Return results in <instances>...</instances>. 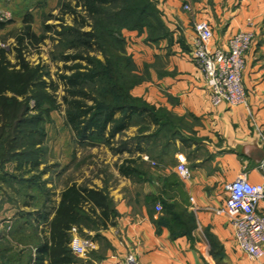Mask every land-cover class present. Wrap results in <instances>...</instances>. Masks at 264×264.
<instances>
[{"label":"crops","instance_id":"obj_1","mask_svg":"<svg viewBox=\"0 0 264 264\" xmlns=\"http://www.w3.org/2000/svg\"><path fill=\"white\" fill-rule=\"evenodd\" d=\"M180 1L164 0L166 24L173 34L168 59L164 57L170 45L163 41L154 50L156 60L151 58L155 68L150 69L149 81L132 91L153 109L148 119L150 130L138 133L135 124L131 127L133 149L115 154L124 155V160L139 159L143 168L138 175H122L123 160L115 170L117 185L105 183L101 175L92 183L74 179L58 186L45 154L42 189L33 197L24 193L20 198L4 197L0 230L8 235L10 227L22 217L21 223L29 232L27 218H37V235L41 238L43 229H47L44 214L60 203L61 193L68 186L77 184L106 190L116 213L108 228L84 231L94 248L86 256H78L82 264H126L128 254H134L142 264H264V258L253 261L237 247L233 228L222 212L227 184L240 176L253 184L264 183V0H194L193 12L186 15L180 11ZM1 10L11 19L16 15L9 8ZM192 17L196 19L194 24L203 20L211 24L212 49L227 50L230 38L239 32L254 34L243 72L246 104L235 108L212 105L205 78L190 57L195 39ZM179 25L182 31L176 30ZM66 144L63 159L60 161L58 154L55 166L59 177L60 170L71 161L72 143ZM74 146L79 145L73 142V152ZM179 163L192 170L191 179L179 177ZM16 166L10 163L0 171L11 192L20 188L21 174L22 178L30 177L19 174ZM158 206L161 211H157ZM259 211L264 214V201ZM53 217L54 213L50 214L49 220ZM75 236L85 238L78 233Z\"/></svg>","mask_w":264,"mask_h":264},{"label":"trees","instance_id":"obj_2","mask_svg":"<svg viewBox=\"0 0 264 264\" xmlns=\"http://www.w3.org/2000/svg\"><path fill=\"white\" fill-rule=\"evenodd\" d=\"M77 2V7H82L88 17L94 19L95 24L90 32L82 31L86 23L83 22L79 24L82 28L65 26L59 33L63 38L60 45L62 50L76 51L72 55L66 52H61L60 55V59L65 63V71L60 75V80L66 92L64 103L67 105V125L73 132L76 145L104 144L115 154L123 153L129 151L130 142L123 139L116 142V137L120 135L122 138L139 121L147 124L145 128L139 125L140 133L148 131V119L152 116L153 109L147 102L132 95L133 89L139 84L136 81L129 83L126 77L120 74L119 66L123 58L119 54H112L108 49L107 35L108 38L114 36V41L124 45L126 41L121 36L122 29L148 26L146 22L152 17H157V12L150 0ZM64 7L73 14H78L71 2ZM29 18H26L25 23L28 26L20 41L23 48H26L28 43L38 44L44 38L32 31ZM5 26L6 24L0 23V31ZM48 29L51 30L52 27L46 26L45 30ZM167 36L168 30L165 29L164 35L153 41L159 42ZM91 52L105 53V62L99 60L96 54L91 55ZM125 61H128L129 68L131 59L125 58ZM70 62L73 63L71 66L68 65ZM11 66L6 51L0 49V85L11 91L19 84L22 88L14 89V92L24 97L22 104H17L13 98L3 97L0 100V167L4 169L8 164L14 163L19 174L24 172L28 175L42 164L46 153L45 132L42 127L48 121L44 120L46 117L43 112L30 116L29 101L36 102L37 110L42 109L43 103L53 102L52 96L46 92L50 86L43 80L45 74L41 72L42 67L34 68L24 64L22 68L25 73L23 72L22 76L21 72H16L15 69L11 71ZM16 74L18 76H15ZM131 141L133 142V138ZM117 143L119 146H116ZM139 168V159L130 158L120 166V172L124 176L134 177L138 175ZM20 177V188L15 190L18 194L24 193L29 197L30 190L36 192L42 189L44 183L41 182L40 176L33 175L25 179L21 174ZM52 213L54 217L49 220ZM44 216L47 229H43L41 238L37 235L40 227L37 218L35 221L27 218L28 225L31 223L29 232L24 229L25 224L21 223L24 218L21 217L17 224L10 227L8 235L6 231L0 235L2 242L10 238L9 241L19 245L18 250L14 252L10 247L1 249L0 264L13 262L14 255L6 258L10 251L18 256V264H82L83 260L75 255L71 248L74 238L72 230L76 229L79 235L85 237V230L106 229L113 224L116 213L106 190L72 184L61 193L60 203L54 206L52 211L47 210Z\"/></svg>","mask_w":264,"mask_h":264},{"label":"rangeland","instance_id":"obj_3","mask_svg":"<svg viewBox=\"0 0 264 264\" xmlns=\"http://www.w3.org/2000/svg\"><path fill=\"white\" fill-rule=\"evenodd\" d=\"M150 1L157 12V17H152L149 22H146L148 26H144L139 29L123 28V34H121V36L126 41L124 45L114 41V39H112L114 38V36L112 38H108V35L106 34L108 49L111 50L112 54H119V56L123 58V61L119 66L120 74L124 75L126 77L125 79H127L129 83H133L134 81H136L139 85L147 83L149 81L150 69L155 68V66L151 64V58L152 61L156 60V57H154V50L158 49V46L163 41L168 42L170 47L168 48V50H166L168 53H166L164 57L165 60L168 59V54H170L172 50L171 41L173 39V34L169 29L170 26L166 24L167 21L165 20L166 14L164 8V0ZM69 2H71V6L73 8H76V12L78 14H73L69 9L64 7L65 4ZM190 3L192 6L191 12H193V5L195 4V2L194 0H190ZM0 4H2L1 9L9 8L11 11H13V14H16L13 19L5 23V28L0 31V49L5 50L7 53V59L12 65L10 70L12 71L13 69H15L16 72H21V75L24 76L25 72L22 68L24 64H28L29 66L34 68H37L38 66L42 67L41 72L45 74L43 80L50 86L46 89V92L52 96L51 101L54 104L45 102L42 105V109L37 110L36 102L34 100H31L29 102L31 110L30 116H36L43 112L45 113L44 115L46 117L44 118V120H48L42 127L45 132V154H48V157L45 159V161H47V166L51 168V173H54L56 175V184L58 186H65L68 182L73 181L74 179H81L92 183L95 180H100L99 177H101L102 175L105 183L117 185L119 183V178L118 176H116L115 170L117 168V165L124 160V155L118 157L107 145H105L103 148L100 145H79L77 147L74 146L75 151L73 152L74 136L70 127L67 125V105L64 103V96L66 95V92L65 87L60 80V75L65 71V63L60 59V55L62 54L61 52H66V54L72 55L76 51L71 49L62 50L60 45L63 38L59 35V33L65 26L79 27L83 22L86 23L83 28L80 26L82 28V31L90 32L92 31V28L95 24L94 19L88 17L87 13L82 9V7H77V0H0ZM180 11L185 15L187 13H191L185 11L184 4L180 8ZM26 18L30 19L29 25L31 26L32 31L37 34V36H44V38L38 44L31 45L30 43H28V46H26V48H23L20 41L23 37L25 28L28 26L25 23ZM195 20V17H192L193 24ZM46 26H51L52 29H48L47 31L45 30ZM161 26H164L165 28H162ZM180 26L181 25L177 26L176 30L182 31ZM165 29L168 30V36L163 40H160L159 42L153 41L157 39L158 36H163ZM20 53L21 57H19ZM95 54L97 55L99 60L105 62V53L91 52V55ZM125 58L131 59V65L129 68L127 65L128 61H125ZM158 58H163V56H158ZM72 64V62L68 63L69 66H71ZM47 73H49V75H47ZM134 74H137V76H135ZM15 76L18 75L16 74ZM17 88L20 89L22 87L18 84L17 86H14V88L10 91L4 89L3 86L0 85V100L3 97L13 98L14 101L17 102V104H22L24 97L14 92V89ZM137 125L139 127L138 133H140L139 125H142V128L147 127V124H144L140 121L137 123ZM149 130L150 129H148V131L146 132H149ZM132 133L133 131L130 128L124 140L128 141L130 137L132 138ZM122 139L123 137H118L116 139V142H118V140L121 141ZM129 142L132 141L130 140ZM66 143H72L71 161L69 166H66L65 169L60 170L61 177H59V173H57L58 168H55V166L57 167L56 162L58 158L61 157L60 161H62L63 159L65 150L68 148ZM117 144L118 145L116 146H119V143ZM129 145L132 150L133 144L129 143ZM58 154L60 155V157H58ZM41 165L38 167V169H34L32 173H29V176H38L37 174H40L41 182L43 183L44 181L42 180L41 175V173H43V169H41ZM140 168H143V164L140 165ZM5 170L6 167L4 169L0 167V171L3 172ZM8 185L9 184L7 180L0 177L1 207L2 202L4 201V197L10 195L14 198H20L23 196V193L18 194L16 191H9ZM9 192H11V194ZM37 192L38 191H36V193ZM36 193L33 190L29 191L31 197H33L34 194L36 196ZM10 196H8V198H10ZM5 228L8 230V225ZM2 230L3 229L0 230V235L5 231ZM9 240L2 242L0 236V250L4 247H10L12 252H14V250H18L19 245ZM11 251L8 252L6 258L14 255L13 262H10L11 264H18V256Z\"/></svg>","mask_w":264,"mask_h":264},{"label":"built area","instance_id":"obj_4","mask_svg":"<svg viewBox=\"0 0 264 264\" xmlns=\"http://www.w3.org/2000/svg\"><path fill=\"white\" fill-rule=\"evenodd\" d=\"M185 11L191 12L190 0H181ZM11 20L8 12L0 10V23ZM195 39L191 60L203 74L206 86L214 107L227 104L231 108L246 104L247 95L243 86V72L246 67L248 53L253 45L254 34L239 32L229 40L227 50L212 49L214 37L211 24L196 21L194 24ZM151 162L149 157L145 158ZM153 165H156V163ZM264 168V164L262 165ZM179 177L187 181L192 178V170L185 164L176 167ZM226 202L222 210L228 217L234 231L237 247L251 260L260 261L264 258V214L259 205L264 201V183L253 184L245 176L238 177L225 187ZM157 211H161L158 206ZM74 235L77 230L73 229ZM75 255L86 256L94 248L91 238L75 236L71 242ZM126 264H142L134 254H128Z\"/></svg>","mask_w":264,"mask_h":264}]
</instances>
